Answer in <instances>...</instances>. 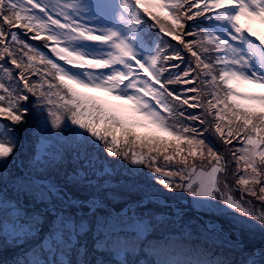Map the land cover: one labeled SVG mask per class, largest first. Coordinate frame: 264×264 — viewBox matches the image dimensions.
Masks as SVG:
<instances>
[{"label":"snow or ice","instance_id":"1","mask_svg":"<svg viewBox=\"0 0 264 264\" xmlns=\"http://www.w3.org/2000/svg\"><path fill=\"white\" fill-rule=\"evenodd\" d=\"M93 3L103 15L111 0ZM77 6V0H0V180L7 182L19 153L18 129L35 121L36 172L71 153L79 167L68 180L95 190L78 200L42 175L13 177L18 191L33 194L54 217L30 253H48L45 264H70L66 251L83 252L79 237L94 229L95 247L116 264H149L134 258L153 229L137 209L157 200L170 206L160 199L165 194L187 193L195 207L264 233V0H119L117 18L129 29L147 19L170 38L145 58L117 31L86 23ZM29 41H43L50 54ZM80 42H99L103 50L86 54L75 47ZM125 162L160 188L124 184L145 196L115 211L106 200L118 198L108 190L119 186L111 177ZM73 206H87L88 218L70 213ZM0 209L7 213L0 235L16 243L38 235L41 216L21 221L26 213L3 195ZM206 228L222 231L212 221ZM175 239L146 249L156 264H231L166 242ZM241 264H264V251Z\"/></svg>","mask_w":264,"mask_h":264},{"label":"rangeland","instance_id":"2","mask_svg":"<svg viewBox=\"0 0 264 264\" xmlns=\"http://www.w3.org/2000/svg\"><path fill=\"white\" fill-rule=\"evenodd\" d=\"M77 2L78 6L75 11L81 18L84 19L86 23L93 25L97 29H112L117 31L121 37L126 38L135 53L141 58L155 55L157 46L162 45L163 38H166L163 37V34H158L152 27L151 22L147 19L134 29H129L117 18V13L120 11L119 0H111L107 11L103 15L98 14L93 0H77ZM211 27L219 31L217 24L211 22L210 28ZM33 44L38 45L40 50L44 51L46 54H50V48H44L43 41H34ZM98 44L99 42H80L77 43L75 47L82 50L86 54H91L94 49L97 52L103 50L102 46ZM32 123L35 124V121H32L31 124ZM28 128L29 127L27 126V129ZM29 135L35 137L33 133H29ZM35 142L38 143V138ZM24 144H21L19 150L24 148ZM30 158L29 160L23 162L25 164L26 173L33 172L37 175H42L44 178H50L53 182L62 186L65 191L69 192L74 199L87 200L95 194L94 189H90L79 182L68 180L69 174H73L74 170L79 167L78 164L72 162L71 153H66L64 159L57 164L56 167H49L42 173H37L36 169L32 167V161L35 157H33V159ZM13 161V164H15L16 161L18 163L17 155ZM115 167L117 172L111 177V180L113 184L119 186L109 189L108 191H111L113 197L118 199L106 200L108 206L115 211H120L127 203L139 201L145 196V191L129 190L124 186V184H139L142 187H145L146 191L150 192H155L156 189L160 188L159 185L151 186V182L146 181L143 175L128 171L130 167L135 166H128L125 162L123 167L120 164H116ZM147 171L148 169L145 168L144 172ZM10 174L11 175L6 183L0 180V195L5 196L11 201H15L19 205L21 211L26 213L25 217L28 221L35 215L46 218L47 214H44L43 212H46L45 209L47 205L45 203L38 202L33 194L23 190L18 191L16 185L13 184L12 178L23 175L22 170H15L10 167ZM100 195L102 197H106L107 193H101ZM160 199L165 200L170 206H162L157 200L154 202L149 201L143 207L137 209L138 214L145 215L146 218L151 221L153 229L148 233L146 238L140 242L139 254L134 258L144 254L145 257L143 259L153 258L156 262V257L150 255L146 249L150 248L153 243L163 241L166 237L170 236H174L176 239L167 240V243L181 246L190 253L203 254L204 257L210 260L221 259L230 261L231 264H241L242 261H246L250 256L264 251V233H262L259 229L250 230L245 228H236L233 226L229 217L212 215L195 207L192 204L193 198L187 193L165 194L160 197ZM54 202L59 205V202ZM253 202L256 209L259 210V202ZM71 209L77 208L73 206L68 210L70 211ZM177 209L180 211L179 217L175 214ZM77 211L82 213V215H85V219H87V214L90 209L87 206H83L77 209ZM97 213L103 215L104 210L97 209ZM5 215H7V213L3 209H0V216ZM156 216L171 217V219L158 221L155 219ZM207 221H212L214 224L220 226L222 231H208L206 228ZM6 241L7 237L0 235V247H2ZM95 245L96 240L94 238L93 229L89 234H86L82 238L83 252L88 249H91L94 252H101L102 249H97ZM37 257L38 254H32L33 260L37 259ZM256 258L259 259V255H256Z\"/></svg>","mask_w":264,"mask_h":264},{"label":"trees","instance_id":"3","mask_svg":"<svg viewBox=\"0 0 264 264\" xmlns=\"http://www.w3.org/2000/svg\"><path fill=\"white\" fill-rule=\"evenodd\" d=\"M198 23L210 28L211 21L201 20ZM166 39H170V38L167 37L163 38V40ZM29 42L32 44L34 43V41H29ZM28 127H29L28 129L27 127L18 129L22 144H24L25 142L24 144L25 146L22 150H19V153L17 155L18 163L16 161V163L13 164L14 163L13 160L16 158L15 156L14 158H12V164H11L12 169L22 170L23 174L26 173L25 164L23 162L29 160L30 157H31L30 159H33V157L36 156L37 143L35 141L38 138L37 136L33 137L32 135H29V133H32V128L35 127V124L30 123ZM69 212L75 215L78 211L77 209H71ZM43 213L47 215L46 218L42 219V223L37 225L39 229V233L37 236L24 238L19 243L13 242L12 239L7 238L6 243H4L2 247H0V264H20L21 261H23L24 264H28L29 261H39V264H45V260L52 258L50 255H48V253H44L42 255L38 254L37 259L33 260L32 253H30L31 249L35 245H37L40 242V240L47 234L51 226V222L53 220V216L50 213L48 212H43ZM76 218L77 220H79L81 217L77 216ZM84 218H86V216ZM21 221L25 223L29 222L26 217H21ZM91 231L92 230H89L79 237L80 245H78L77 247L82 246L83 236L89 234ZM142 256H138L135 259L139 260L145 257L144 254H142ZM64 258L70 261V264H80V261H83L84 264H96L97 260H103L105 264H109V262H111V264H116L118 260V258L112 256L110 253H108L103 249L101 252H94L91 249L85 250V252H78L74 248L70 251H66V255ZM129 259H133V257H129ZM145 259L149 260V264H156L153 258L152 259L145 258Z\"/></svg>","mask_w":264,"mask_h":264},{"label":"bare ground","instance_id":"4","mask_svg":"<svg viewBox=\"0 0 264 264\" xmlns=\"http://www.w3.org/2000/svg\"><path fill=\"white\" fill-rule=\"evenodd\" d=\"M92 53H97V51H95V49H94V50L91 52V54H92Z\"/></svg>","mask_w":264,"mask_h":264}]
</instances>
